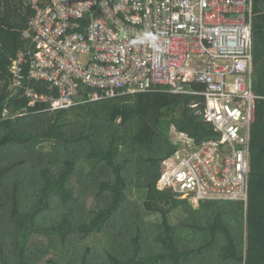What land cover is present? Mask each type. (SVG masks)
<instances>
[{
    "label": "trees",
    "instance_id": "obj_1",
    "mask_svg": "<svg viewBox=\"0 0 264 264\" xmlns=\"http://www.w3.org/2000/svg\"><path fill=\"white\" fill-rule=\"evenodd\" d=\"M26 1L0 0V264H264V0H253L247 199L197 206L157 185L163 161L182 146L174 137L219 135L190 96L89 101L80 89V102L49 110L11 86L9 66L34 13ZM23 74L24 85L56 93L28 79L27 64Z\"/></svg>",
    "mask_w": 264,
    "mask_h": 264
},
{
    "label": "built area",
    "instance_id": "obj_2",
    "mask_svg": "<svg viewBox=\"0 0 264 264\" xmlns=\"http://www.w3.org/2000/svg\"><path fill=\"white\" fill-rule=\"evenodd\" d=\"M33 15L12 59V87L29 105L69 108L89 101L163 90L219 134L184 145L163 161L157 181L190 202L246 201L251 128L253 0H27ZM44 81L50 93L24 85ZM81 97V98H80Z\"/></svg>",
    "mask_w": 264,
    "mask_h": 264
},
{
    "label": "rangeland",
    "instance_id": "obj_3",
    "mask_svg": "<svg viewBox=\"0 0 264 264\" xmlns=\"http://www.w3.org/2000/svg\"><path fill=\"white\" fill-rule=\"evenodd\" d=\"M173 133V134H172ZM170 134H172V135H176L177 133H175V131L173 130V129H170ZM180 139V138H182V140L180 141L181 143H182V147H183V145H184V140H185V138H184V136L181 134V135H177V137H174V139ZM42 147H43V149L44 150H49V149H51V142H48V141H46V142H43L42 143ZM192 204H193V206H197L198 205V203L197 202H192Z\"/></svg>",
    "mask_w": 264,
    "mask_h": 264
},
{
    "label": "crops",
    "instance_id": "obj_4",
    "mask_svg": "<svg viewBox=\"0 0 264 264\" xmlns=\"http://www.w3.org/2000/svg\"><path fill=\"white\" fill-rule=\"evenodd\" d=\"M28 2V1H26ZM254 82V75H253V72H252V83ZM12 86V85H11Z\"/></svg>",
    "mask_w": 264,
    "mask_h": 264
}]
</instances>
